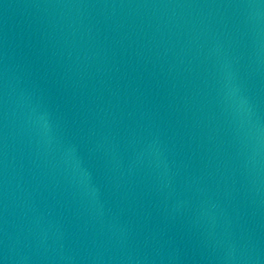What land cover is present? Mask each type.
Masks as SVG:
<instances>
[{
    "label": "water",
    "instance_id": "1",
    "mask_svg": "<svg viewBox=\"0 0 264 264\" xmlns=\"http://www.w3.org/2000/svg\"><path fill=\"white\" fill-rule=\"evenodd\" d=\"M108 122L179 264H264V0H24Z\"/></svg>",
    "mask_w": 264,
    "mask_h": 264
}]
</instances>
